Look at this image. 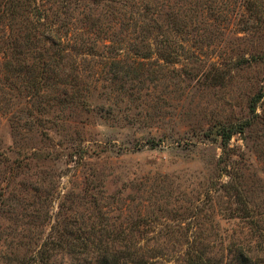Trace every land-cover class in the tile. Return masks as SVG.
<instances>
[{"label":"rangeland","instance_id":"374dc122","mask_svg":"<svg viewBox=\"0 0 264 264\" xmlns=\"http://www.w3.org/2000/svg\"><path fill=\"white\" fill-rule=\"evenodd\" d=\"M34 1L78 39L121 41L116 82L107 67L94 86L56 59ZM137 1L152 5L146 25ZM23 3L15 21L0 17V264H41V247L48 264H96L103 249L129 264H228V237L251 230L243 209L264 232V0H101L109 29L95 34L90 1ZM171 21L177 36L161 43ZM249 119L223 149L220 127Z\"/></svg>","mask_w":264,"mask_h":264},{"label":"trees","instance_id":"16d2710c","mask_svg":"<svg viewBox=\"0 0 264 264\" xmlns=\"http://www.w3.org/2000/svg\"><path fill=\"white\" fill-rule=\"evenodd\" d=\"M27 3V0H24ZM83 1H90V5H88L87 13L91 11L90 17L92 18L91 20L94 22L92 23L94 34L95 31L98 29L103 30V29H109L107 26L104 25V18L105 14L102 12V7L98 9V3L101 0H83ZM111 3L115 4H122L123 0H109ZM68 2V1H67ZM65 2L67 6H65L66 9L70 7V2ZM29 3V2H28ZM31 4V3H29ZM29 4H27L29 6ZM36 2L30 7H34L33 11L38 13L36 15L37 17V22L40 24L41 21L42 24L40 26L42 27V31L38 33V36L42 38V40H45L46 42L50 43L51 46L53 47L52 53L55 55L54 57L58 59L60 62L67 60L69 62V65L67 63V68L72 71L75 69L76 71H83V72H89L92 75H97V78L92 82L94 86H98L100 79L99 76L102 74L103 70L105 68H109V75L111 76L109 79H107L108 86L112 85V83L115 81L116 78H114V75L118 72V69L121 68L118 66L117 60H112L109 62V55H114L118 54L121 52V49H119V44L116 43H121V41H115V42H110L106 41V43H103L101 45V42L94 40H91L87 38V40H81L78 39L77 37H74L73 34H78V33H73L72 27H68L67 25H58L56 27V23H52L49 20L50 16H55L53 14V11L49 9H41L42 5H35ZM26 5L23 3V0H7L1 9L0 12V17L3 18H9L10 21H15L16 17L19 15V11L21 10V6ZM95 5V6H92ZM152 5H148L147 3L142 4L137 1V4L135 5L136 11V20L138 18L143 17L141 20H138L140 23L143 25H146L144 23V18H146L145 13L149 12V8ZM121 5L119 9H115L116 13L121 9ZM143 12H142V11ZM98 14L96 15L95 12ZM29 13V12H28ZM59 13V12H58ZM32 14V13H29ZM60 14H62L60 12ZM121 12L118 14L120 15ZM151 18L149 21L155 22V20L158 17ZM97 16V17H96ZM57 17L56 20H59V16ZM175 17V16H174ZM85 18V15H84ZM110 19L112 22H114V25L118 26L119 32H121V29L123 28V24L120 22V19H116V15L114 13H111ZM49 24V25H48ZM175 23L172 21L169 23L170 30L163 29L164 27L162 25H157L156 30L162 29L161 33V40H163L161 43L168 44L171 42L169 36H177V29H175ZM67 26V27H66ZM137 26H135L136 28ZM141 29H143L142 25H140ZM97 28V29H96ZM175 29V30H174ZM174 30V31H173ZM85 30H80V32H84ZM82 33V34H83ZM10 35V34H9ZM8 35V36H9ZM77 36V35H76ZM81 36V35H80ZM31 35L28 33H25L22 36V39L14 38L13 41L11 42L13 44V48L15 50H25L23 47H26L28 45V41H30ZM35 39V37H34ZM94 41V42H92ZM21 42L23 44L21 45ZM170 48V47H169ZM28 50V49H27ZM46 50V49H45ZM44 50V51H45ZM84 50V51H83ZM140 51L136 49V54L139 55ZM160 54H168L169 53H174L173 50L170 49H161L158 51ZM142 53V52H141ZM77 57H88L91 58V61H86L85 59H79V61H76ZM115 58V57H114ZM116 58H120V56H117ZM104 62V68H100V63ZM58 65H55V67L58 69L62 63H57ZM102 64V63H101ZM64 66V65H63ZM123 68V67H122ZM124 69H129V67H126ZM122 69H119V71ZM99 72V73H98ZM84 76L86 77L87 74ZM45 80L41 76H38L37 81L40 84H45ZM35 82V81H34ZM129 82L127 79L122 81L123 85H127L126 83ZM131 82H136L137 84H145L144 80L138 79V76H134V81ZM152 84V81H148ZM259 99H253L249 105V113L251 115H256V104L258 103ZM251 119L241 122L235 125H228V126H222L220 127L219 131H217V135L221 139V146L224 149L227 145V143L230 141L231 137L235 134H242L243 131L248 128L252 122H250ZM243 212L245 216H241L238 219H241L243 223L247 224V227L250 226L251 230L248 231V229L243 233V238L239 240L238 238L234 236H229L228 237V242L226 244V251L229 256V263L228 264H264V259L260 256H264V232L259 231L257 228V224L260 223V220H255L254 215L251 209L245 208L243 209ZM249 215V216H248ZM232 216V215H230ZM256 236V241L250 243L252 240V237ZM82 253V252H81ZM96 264H129V260L131 258V255L124 250H108V249H103V250H97L96 253ZM37 258L39 261H41V264H48V250H46V247L43 248L41 247L40 252L37 254ZM189 264H218V263H211L210 260L202 257V255L196 256V261L193 262L192 260H189ZM220 264V263H219Z\"/></svg>","mask_w":264,"mask_h":264}]
</instances>
